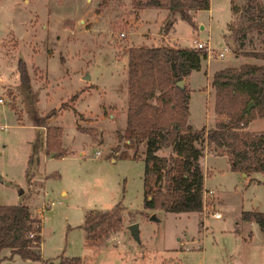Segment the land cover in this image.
Here are the masks:
<instances>
[{
  "label": "rangeland",
  "instance_id": "obj_1",
  "mask_svg": "<svg viewBox=\"0 0 264 264\" xmlns=\"http://www.w3.org/2000/svg\"><path fill=\"white\" fill-rule=\"evenodd\" d=\"M130 1L0 0V205L25 203L37 217L41 207H50L40 216L43 260L61 254L84 257L81 264H264V233L253 222L239 220L241 210L256 207L264 212V183H248L228 168L223 156L203 154L205 190H213L206 204L215 201L221 217L203 218L201 211L147 210L142 207V160L118 156L132 153L122 137L127 48L181 47L192 37L207 38L212 53L183 84L189 89L190 127H212V71L244 62L264 63L241 53L264 49V0H209V10L200 9L193 17L197 23L177 21L173 40L178 44L162 36L163 19L150 25L141 12L146 7L137 8ZM222 45L228 50L216 57ZM19 58L37 93L34 112L39 116L55 112L45 122L61 128V142L68 149L61 147L63 157L45 154L43 148L35 152L44 128L29 126L32 112L16 87ZM81 74L91 83L81 82ZM247 128L264 132V117L250 121ZM158 153L167 156L170 150ZM254 177L264 181V175ZM118 203L123 208L121 229L90 255L79 227L84 212ZM132 223L137 224V240L127 230ZM0 264L40 262L8 258L3 250Z\"/></svg>",
  "mask_w": 264,
  "mask_h": 264
},
{
  "label": "trees",
  "instance_id": "obj_2",
  "mask_svg": "<svg viewBox=\"0 0 264 264\" xmlns=\"http://www.w3.org/2000/svg\"><path fill=\"white\" fill-rule=\"evenodd\" d=\"M130 2L137 8L164 7L170 12L177 11L180 19L190 24L194 22L189 11L207 9L209 4V0ZM261 24H264V18ZM241 53L264 59V49L243 50ZM205 57L204 50L192 46L137 44L126 50L122 137L132 153L128 156L120 152L118 156L143 162L144 209L200 213L203 193L200 160L205 150L224 156L231 171L244 175L264 173V132L245 130L250 121L264 117V63L244 62L213 71L209 82L213 89V126L193 129L187 122L189 89L184 84L179 88L176 83L183 81L192 70H198ZM16 70V87L32 112L31 125L44 128L42 138L36 140L35 152L43 148L45 154L63 157L61 128L45 122L55 114L54 110L42 116L34 112L37 93L31 88L26 64L21 58L17 60ZM249 102L252 105L246 111ZM76 129L95 137L86 128L76 126ZM166 148L170 150L169 155L158 153ZM122 209L118 203L109 209L87 210L79 225L84 246L104 247L107 239L122 227ZM240 219L255 223L264 233V212L243 211ZM39 244L40 219L29 207L21 202L0 205V252L8 249L10 256L16 255L30 262L41 261L42 264H81L80 257L61 254L56 256V261L53 258L41 260Z\"/></svg>",
  "mask_w": 264,
  "mask_h": 264
},
{
  "label": "crops",
  "instance_id": "obj_3",
  "mask_svg": "<svg viewBox=\"0 0 264 264\" xmlns=\"http://www.w3.org/2000/svg\"><path fill=\"white\" fill-rule=\"evenodd\" d=\"M200 9H196V10H190L189 11V13L192 15V19H193V21H195V23H197L196 22V20L193 18L197 13H198V11H199ZM207 10H209V4H208V8H207ZM142 15L143 14H145L146 15V17L148 18V21L150 22V25H152V26H155V23H157L158 21H160L161 19H163L164 21H163V23H164V34H162V36L164 37V38H166V39H172L173 40V35H174V30H175V26H176V23H177V21H179V20H182V19H180V17H179V13L177 12V11H175V12H170V11H168L166 8H164V7H146V8H144L142 11ZM159 19V20H158ZM157 21V22H156ZM142 24V23H141ZM147 24V23H146ZM200 28H202V26L200 27ZM195 38H197V37H192L191 39H190V43H188V44H184L183 46H192V40L193 39H195ZM174 41V40H173ZM175 43H177L178 44V42L177 41H174ZM180 45V44H179ZM182 46V45H181ZM247 57H249V56H247ZM126 61V60H125ZM219 68H222V67H219ZM219 68H216L215 70H217V69H219ZM215 70H213V71H215ZM213 71H212V73H213ZM43 76H44V73L42 74ZM187 78H188V76H186L185 78H184V83H186L187 84ZM43 79V78H42ZM79 79L81 80V79H83V80H81V82L83 81V82H85L86 84H90L91 82L89 81L90 80V77H88L87 79H85V75H80V77H79ZM210 79H211V77H210ZM43 83H44V81H43ZM89 86V85H88ZM210 87V86H209ZM201 88H204V87H201ZM207 88V87H206ZM79 97L78 98H80L81 96L80 95H78ZM263 118V117H262ZM47 125H49L48 123H46ZM29 126H31V127H34V126H32V125H29ZM249 126V123L247 124V127ZM245 128V130H247V131H249V132H254V133H261V132H259V131H257V132H255V131H250L248 128ZM37 128V127H36ZM206 129L207 128H209V127H205ZM39 130H42L43 131V127H40V128H38ZM74 131L76 132V133H79L76 129H75V127H74ZM61 147L63 148V149H66V146L65 145H63L62 144V142H61ZM65 152H68V149H66L65 150ZM81 154V153H80ZM204 154H205V156L206 155H208V154H211V155H217V154H215V153H212V152H210V151H205L204 152ZM220 156V155H219ZM222 156V155H221ZM224 157V156H223ZM225 158V157H224ZM225 160H226V158H225ZM228 168H229V166H228ZM206 171H207V169H206ZM255 174H261V175H264V173H260V172H252V173H249L248 175H242V174H240V177L241 178H244V180H247L248 181V183H264V181H262V180H258V179H256L255 177H254V175ZM205 175H207V172H206V174ZM205 178V179H204ZM206 180V176H203V184H202V188H203V192H206V191H213L212 189H206L205 190V186H204V181ZM217 198V197H216ZM46 208H50L49 206H45ZM46 208H44V207H41L40 209V211L38 212L37 211V214H38V218L40 219V216H41V212L43 211V209H46ZM88 210H90V209H88ZM87 211V210H86ZM85 211V212H86ZM243 211H259L256 207H251L249 210H241L240 211V213L241 212H243ZM84 212V213H85ZM260 212H263V211H260ZM240 213H239V220L241 221V222H246V221H243V220H241L240 219ZM237 222V221H236ZM247 224L248 223H252V222H246ZM255 224V223H254ZM234 226H235V222H234ZM235 229V228H234ZM41 248H43V238H42V235H41V225H40V244H39V255H40V258H41ZM59 249V246H57L56 248H55V250H58ZM89 252H90V255H93L97 250H98V248H89ZM3 251V250H2ZM4 253H6V255H8V258H10L11 256H10V253H9V250L8 249H4ZM57 255H59V254H56L55 256H53V257H51V258H49V259H52V258H54V257H56ZM81 259L82 258H84V257H80ZM86 258H90V257H86ZM91 259V258H90ZM41 260H43V258H41ZM40 262V264H42L41 263V261H39Z\"/></svg>",
  "mask_w": 264,
  "mask_h": 264
},
{
  "label": "built area",
  "instance_id": "obj_4",
  "mask_svg": "<svg viewBox=\"0 0 264 264\" xmlns=\"http://www.w3.org/2000/svg\"><path fill=\"white\" fill-rule=\"evenodd\" d=\"M120 34H123L122 32ZM192 47L196 48V49H202L205 51V54L207 56L210 55V53H212V47L210 46L208 39H199V38H195L192 40ZM228 48L226 45H222L219 49H217V51H215V56L216 57H222L226 52H227ZM99 152L96 151L95 154L97 155ZM212 192L211 191H206L203 192L202 195V201H201V212L203 214V218L206 216H209L213 219H219L221 217V214L219 212V210L217 209L218 206L216 205V203L212 202V203H208L206 204V196L207 194L210 195ZM31 236V234H29V237Z\"/></svg>",
  "mask_w": 264,
  "mask_h": 264
},
{
  "label": "water",
  "instance_id": "obj_5",
  "mask_svg": "<svg viewBox=\"0 0 264 264\" xmlns=\"http://www.w3.org/2000/svg\"><path fill=\"white\" fill-rule=\"evenodd\" d=\"M200 27H201V25H200ZM87 78H88V76L86 75V76H85V79H87ZM176 85H177L179 88H182V86H183V81H179V82H177ZM251 105H252L251 102H249V103L247 104L246 111L249 110V108H250ZM242 175L244 176V174H242ZM149 219H150V220H154L155 217H154L153 215H150V216H149ZM127 230L129 231V234L131 235V237H132L134 240H137V239H138V230H137V224H136V223H132V224L128 225V226H127Z\"/></svg>",
  "mask_w": 264,
  "mask_h": 264
}]
</instances>
